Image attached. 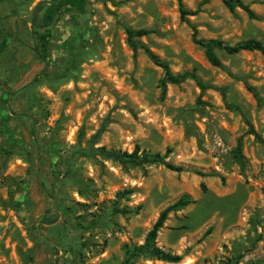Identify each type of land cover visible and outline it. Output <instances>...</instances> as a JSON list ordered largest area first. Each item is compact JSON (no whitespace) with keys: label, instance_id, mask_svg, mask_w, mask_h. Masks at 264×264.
I'll return each mask as SVG.
<instances>
[{"label":"rangeland","instance_id":"rangeland-1","mask_svg":"<svg viewBox=\"0 0 264 264\" xmlns=\"http://www.w3.org/2000/svg\"><path fill=\"white\" fill-rule=\"evenodd\" d=\"M45 0H0V264H264V56L216 52L193 37L264 42L259 19L222 0H87L51 27L48 66L34 51L32 17ZM51 1V0H47ZM176 74L164 70L126 29ZM204 87H202L201 85ZM241 144L240 152L237 146ZM159 153L163 163L124 167L100 148ZM203 185L205 187H203ZM156 246L179 262L139 256L161 211L181 196Z\"/></svg>","mask_w":264,"mask_h":264},{"label":"trees","instance_id":"trees-1","mask_svg":"<svg viewBox=\"0 0 264 264\" xmlns=\"http://www.w3.org/2000/svg\"><path fill=\"white\" fill-rule=\"evenodd\" d=\"M210 0H202L200 5H204L208 3ZM224 4L231 10L234 11L236 8L243 9L251 18L259 19L256 11L251 8V6L245 3L243 0H222ZM87 4V0H51V1H42L39 2L37 6V10L33 14L32 24L34 28V32L36 34V44L34 46V51L37 53L38 57L45 64V69L48 66V61L51 53V41H52V32L51 27L55 23L56 20L59 19L60 13L63 11L65 7H71L79 11H83L85 9V5ZM179 10L181 19L190 22L189 16L195 15L198 13V9H190L187 8L182 0H179ZM193 27V37L194 40L201 45L205 49V54L207 59L213 65L221 68H225L226 66L223 64L221 59L219 58L216 49H223L228 53L235 54L241 51H259L264 56V42L260 39L250 38L242 40L234 45H231L224 40L217 38H199L197 36L198 30ZM128 34V42L132 49L136 52L139 47H142L144 51L149 55L153 61L161 66L164 70V75L160 80V85L162 87L163 92H165L168 83H179L184 78H186L187 74H176L174 73L170 65L167 61L161 60L158 55H156L149 47L145 44H141L136 37L146 35L148 33L154 32L155 30H145L139 29L134 30L132 28L126 29ZM201 85V84H200ZM204 87L203 85H201ZM248 89L253 93L254 97L258 100L259 104L263 103V98L258 91V89L254 86L248 85ZM253 133L259 137L260 141L264 142V140L257 134L255 129L251 126ZM241 144L237 146V152L241 150ZM99 151L101 154L109 159L119 162L124 167H128L129 165H143L146 163H163L168 168L175 171H183L184 167L181 165H175L165 160L164 156L159 153H148L141 152L140 148L137 146L133 152H121L117 150H107L106 148H100ZM203 187H205L203 185ZM196 200L189 194H185L181 196L174 203L168 205L164 208L159 214L156 222L154 223L152 229L149 231L146 242L144 245L134 248L127 247V261H132L133 259L147 255L149 257H158L166 261L179 262L182 260V254H173L171 252L165 251L158 246H156V240L159 235V231L164 227L166 220L169 217L171 212H176L184 207L194 203Z\"/></svg>","mask_w":264,"mask_h":264}]
</instances>
